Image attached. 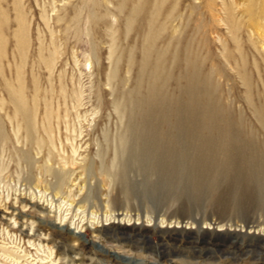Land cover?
I'll return each mask as SVG.
<instances>
[{"label": "rangeland", "instance_id": "374dc122", "mask_svg": "<svg viewBox=\"0 0 264 264\" xmlns=\"http://www.w3.org/2000/svg\"><path fill=\"white\" fill-rule=\"evenodd\" d=\"M191 74L263 153L264 0H0V264H264L263 203L112 178L132 103Z\"/></svg>", "mask_w": 264, "mask_h": 264}, {"label": "bare ground", "instance_id": "6f19581e", "mask_svg": "<svg viewBox=\"0 0 264 264\" xmlns=\"http://www.w3.org/2000/svg\"><path fill=\"white\" fill-rule=\"evenodd\" d=\"M199 93L200 85L195 74H191L183 96L172 105L155 89L147 100L132 103L131 110L141 117V122L127 125L118 138L117 164L111 168L113 180L129 196L132 189L126 173L135 167L157 176L171 190L191 191L195 200L205 193L216 195L226 185L240 202L252 198L264 204V152L231 130L228 134L219 130L218 114L200 103ZM14 101L31 135L33 123L22 98L14 96ZM115 111L121 114L119 103ZM260 116L264 121V113Z\"/></svg>", "mask_w": 264, "mask_h": 264}]
</instances>
